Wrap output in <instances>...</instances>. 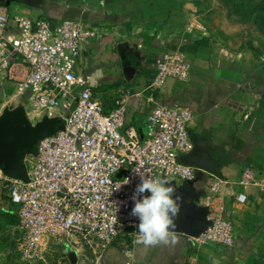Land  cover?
<instances>
[{
  "label": "built area",
  "instance_id": "built-area-1",
  "mask_svg": "<svg viewBox=\"0 0 264 264\" xmlns=\"http://www.w3.org/2000/svg\"><path fill=\"white\" fill-rule=\"evenodd\" d=\"M102 32L78 19H12L0 12V69L20 58L26 72L16 83L18 95L38 117L65 118L64 129L40 139L25 158L28 181L8 178L0 170V182L16 206L18 248L25 254L41 252L46 237L84 247L97 258L114 245L126 257L125 264H133L139 219L131 215L132 197L141 182L134 169L146 177L180 182L193 180L198 169L177 160L193 147L188 105L157 103L141 136L126 123L128 89L105 103L93 93L92 76L77 72L81 46ZM189 70L183 50H165L156 58L148 85L158 88L170 78L186 80ZM126 178L129 183L123 184ZM223 183L219 178L210 183L205 228L189 239L233 245L230 213L223 203L213 204ZM238 183L264 187V178L246 167ZM236 198L244 201L245 195Z\"/></svg>",
  "mask_w": 264,
  "mask_h": 264
},
{
  "label": "crops",
  "instance_id": "crops-1",
  "mask_svg": "<svg viewBox=\"0 0 264 264\" xmlns=\"http://www.w3.org/2000/svg\"><path fill=\"white\" fill-rule=\"evenodd\" d=\"M180 3L183 0H15L0 5V12L12 19H78L100 28L99 37L81 46L76 70L92 76L96 86L114 83L120 85L119 90L127 88L126 123L139 132H144L147 114L161 101L190 107L188 131L206 139L220 164L219 176L197 169L193 180L169 183L186 189L198 205L206 206L210 183L217 178L224 181L221 196L213 204L223 203L230 213L233 245L201 244L175 233L178 242L174 245H138L133 264H264V187L238 183L246 167L264 178V54L219 40L195 14H182ZM118 43L124 44L125 57L135 68L131 78L123 73ZM174 49L186 55L188 78L167 79L148 92L156 58ZM25 72L20 58L0 69V94L6 93V88L10 92L11 85H6L10 76L22 77ZM13 83L17 88V82ZM16 88L11 96L26 102ZM241 193L244 201L236 198ZM101 256V264L126 261L114 245Z\"/></svg>",
  "mask_w": 264,
  "mask_h": 264
},
{
  "label": "rangeland",
  "instance_id": "rangeland-1",
  "mask_svg": "<svg viewBox=\"0 0 264 264\" xmlns=\"http://www.w3.org/2000/svg\"><path fill=\"white\" fill-rule=\"evenodd\" d=\"M179 8L182 14H195L204 27L216 33L219 40L264 54V0H183ZM20 77L13 74L6 83L11 87L9 93L6 88V93L0 94V113L6 106L14 107L23 103L27 116L30 111L29 116H34L28 117L35 122L42 116L37 118L26 102L11 96L16 88L13 81L17 82ZM119 86L114 83L98 84L93 88V93L105 103H111L121 91ZM147 91L152 93L155 89L149 87ZM12 207L7 190L0 182V264H101L102 256L97 258V254L84 247L46 237L42 238L41 252L25 254L18 248L21 236L18 221L10 223L4 215Z\"/></svg>",
  "mask_w": 264,
  "mask_h": 264
},
{
  "label": "water",
  "instance_id": "water-1",
  "mask_svg": "<svg viewBox=\"0 0 264 264\" xmlns=\"http://www.w3.org/2000/svg\"><path fill=\"white\" fill-rule=\"evenodd\" d=\"M15 0H0V5H9ZM118 53L123 59V73L131 78L135 72L134 66L125 57V46L117 45ZM65 127V118L43 115L39 120L32 122L27 116L23 103L14 107H4L0 113V170L8 178L28 181V173L24 162L28 155L35 152L38 141L51 136ZM142 136L143 132H139ZM192 149L178 155L177 160L185 165L203 169L212 175L219 176V162L212 156L205 138L195 134L190 135ZM166 186L174 188L173 198L180 197V211L174 222L177 225L175 233L187 236H197L206 225L207 209L198 205L194 198L188 196V191L173 183Z\"/></svg>",
  "mask_w": 264,
  "mask_h": 264
},
{
  "label": "clouds",
  "instance_id": "clouds-1",
  "mask_svg": "<svg viewBox=\"0 0 264 264\" xmlns=\"http://www.w3.org/2000/svg\"><path fill=\"white\" fill-rule=\"evenodd\" d=\"M134 171L141 179L132 197L134 207L131 215L139 219L138 235L134 244L142 245L144 248L176 244L178 242L175 235L177 225L174 218L180 211L178 203L180 197L173 198L174 188L166 186L169 181L146 177L137 169ZM127 183L129 180L126 178L123 184Z\"/></svg>",
  "mask_w": 264,
  "mask_h": 264
},
{
  "label": "trees",
  "instance_id": "trees-1",
  "mask_svg": "<svg viewBox=\"0 0 264 264\" xmlns=\"http://www.w3.org/2000/svg\"><path fill=\"white\" fill-rule=\"evenodd\" d=\"M9 197V196H8ZM10 199V198H9ZM11 202V201H10ZM11 205H13L12 209H9L8 211H6V213L4 214L5 217L8 218V222L12 223V222H16L18 221V217L16 214V206L11 202ZM16 218V219H15Z\"/></svg>",
  "mask_w": 264,
  "mask_h": 264
}]
</instances>
